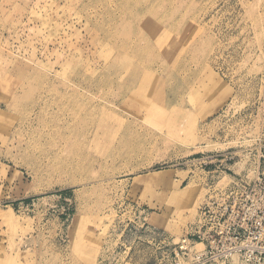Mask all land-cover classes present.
Returning <instances> with one entry per match:
<instances>
[{
    "label": "rangeland",
    "instance_id": "obj_1",
    "mask_svg": "<svg viewBox=\"0 0 264 264\" xmlns=\"http://www.w3.org/2000/svg\"><path fill=\"white\" fill-rule=\"evenodd\" d=\"M258 163L264 0H0V264H172Z\"/></svg>",
    "mask_w": 264,
    "mask_h": 264
},
{
    "label": "built area",
    "instance_id": "obj_2",
    "mask_svg": "<svg viewBox=\"0 0 264 264\" xmlns=\"http://www.w3.org/2000/svg\"><path fill=\"white\" fill-rule=\"evenodd\" d=\"M235 155L226 150L196 158L203 168L232 174ZM206 194L173 250L172 264H209L232 255L264 264V166L254 177L206 183Z\"/></svg>",
    "mask_w": 264,
    "mask_h": 264
},
{
    "label": "bare ground",
    "instance_id": "obj_3",
    "mask_svg": "<svg viewBox=\"0 0 264 264\" xmlns=\"http://www.w3.org/2000/svg\"><path fill=\"white\" fill-rule=\"evenodd\" d=\"M149 70V69H148ZM116 79H118V78H116ZM115 80V79H114ZM115 83V82H114ZM123 83V82H122ZM126 83V82H125ZM128 85V84H127ZM100 86V85H99ZM102 86H104L103 84H102ZM112 86V85H111ZM111 86H110V88H111ZM126 86V85H125ZM190 86V85H189ZM198 86V85H197ZM101 87V86H100ZM114 87H115V85H114ZM118 87V86H117ZM127 87V86H126ZM199 87V86H198ZM143 88V87H142ZM116 89V88H115ZM122 89V88H121ZM127 89V88H126ZM130 89V88H129ZM106 91V90H105ZM120 91V90H119ZM115 93V92H114ZM119 94H122V93H119ZM102 105V104H101ZM104 106V105H103ZM106 106V105H105ZM104 106V108L106 109V107ZM108 108V107H107ZM98 113V112H97ZM97 116V115H96ZM69 126V125H68ZM153 179L155 180V181H160V179L162 180L163 178L162 177H160V175H157V176H153ZM232 256H235V255H232ZM232 260H233V258H232ZM35 263V262H34Z\"/></svg>",
    "mask_w": 264,
    "mask_h": 264
}]
</instances>
